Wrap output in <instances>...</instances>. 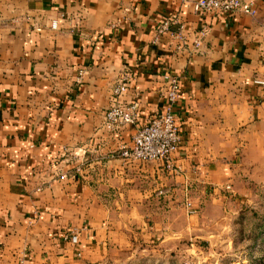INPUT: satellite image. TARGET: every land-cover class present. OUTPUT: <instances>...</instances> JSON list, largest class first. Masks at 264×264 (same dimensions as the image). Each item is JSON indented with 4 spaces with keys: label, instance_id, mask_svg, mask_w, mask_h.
I'll return each mask as SVG.
<instances>
[{
    "label": "crops",
    "instance_id": "0c3cea01",
    "mask_svg": "<svg viewBox=\"0 0 264 264\" xmlns=\"http://www.w3.org/2000/svg\"><path fill=\"white\" fill-rule=\"evenodd\" d=\"M193 1L0 0V264H116L225 239L239 163L264 135V0H248L253 16L198 15ZM175 16L179 52L176 27L153 43ZM123 74L121 100L140 112L113 133L104 115ZM164 74L179 82V175L111 158L164 105Z\"/></svg>",
    "mask_w": 264,
    "mask_h": 264
},
{
    "label": "built area",
    "instance_id": "2783aa9c",
    "mask_svg": "<svg viewBox=\"0 0 264 264\" xmlns=\"http://www.w3.org/2000/svg\"><path fill=\"white\" fill-rule=\"evenodd\" d=\"M192 9L198 15L217 16L226 14L233 16L235 13L255 15L253 3L248 0H195L192 3ZM55 27V24L52 23L51 28L55 29ZM173 27H176L173 34V39L177 42L175 50L177 52L183 51L185 36L177 16L156 27L153 43H156L162 35L170 33ZM205 33L206 28L204 27L194 33L193 46L195 50L200 46V41ZM160 80L164 105L144 126L134 132L130 143L113 153L111 158H119L126 163L162 164L165 172L179 175L181 169L175 167L172 161L182 139L181 127L175 115V107L179 100V82L176 77L170 74L161 75ZM256 83L264 85V82L258 81ZM129 84V75L123 74L111 90L109 108L104 115V127L110 132L118 133L122 129L134 126L137 122L140 103L138 101L126 103L121 100L127 93ZM39 190H41L40 187L37 191ZM230 190V186H225V191L230 193ZM186 208L188 214L193 213V207L189 202L186 203ZM62 240L65 243H77V238L74 235L65 234Z\"/></svg>",
    "mask_w": 264,
    "mask_h": 264
},
{
    "label": "rangeland",
    "instance_id": "374dc122",
    "mask_svg": "<svg viewBox=\"0 0 264 264\" xmlns=\"http://www.w3.org/2000/svg\"><path fill=\"white\" fill-rule=\"evenodd\" d=\"M253 141L245 150L248 159L243 155L239 163L244 188L235 199L243 201L241 211L231 206L237 214L227 223L223 241L214 246L190 247L184 241L171 249L141 247L132 258L116 264H264V135Z\"/></svg>",
    "mask_w": 264,
    "mask_h": 264
}]
</instances>
